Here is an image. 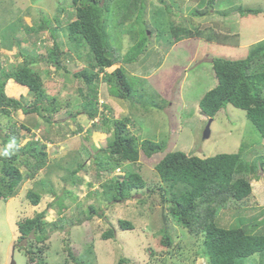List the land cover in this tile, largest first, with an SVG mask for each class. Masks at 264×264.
<instances>
[{
    "label": "rangeland",
    "instance_id": "rangeland-1",
    "mask_svg": "<svg viewBox=\"0 0 264 264\" xmlns=\"http://www.w3.org/2000/svg\"><path fill=\"white\" fill-rule=\"evenodd\" d=\"M206 1L147 0L146 10L137 17H130L125 10H113L116 1L109 6L107 31L112 35L111 45L119 50L123 68L133 80V91L125 99H111L106 84L99 82L98 103L102 102L99 108H108L106 114L109 118L128 117V127L140 141L150 140L160 144L162 152L155 155V159L176 151L200 158L241 151L247 161L264 156V139L243 110L227 105L211 119L205 117L199 108L202 96L217 83L212 66L207 62L209 57H244L250 45L264 38V0H216L211 9ZM238 5L258 9L260 13L244 17L236 12L228 17L216 13ZM71 7V0H0L2 67H17L23 60L19 52L27 48L25 52L30 58L34 55L38 58V63L32 68L41 74L48 96H56L61 102L60 111L53 117L55 124L52 125L45 124L36 115L24 116L20 111L11 112L10 117L0 115V126L4 128V133L10 132L7 127L10 122L15 123L16 131L20 134V146L27 141L44 144L48 164L59 166L50 168L48 176L38 174L34 179L24 181L14 197L0 200V264H11V261L14 264H28L22 247L29 246L31 241L18 242L15 223L41 212H46L44 221L49 224L50 231L45 242L47 249L41 255L46 264H74L68 257L66 247L84 264H117L122 258L129 260V264H205L204 257L196 255L197 251H202L201 237L190 236L169 216L166 220L163 218L165 210L158 195L161 183L154 171L153 159L141 156L138 162L126 164L121 170L108 175L122 177L127 172H139L146 181L147 188L134 191L129 200L120 203L107 201L101 195V183L105 177L96 180L90 157L85 160L87 170L79 172L81 184L71 187L69 183L61 181L68 164L83 159L86 152L95 153L106 144L107 138L105 134L91 129L92 121L84 114L75 118L69 114L80 106L75 99L79 88L86 92L84 84L40 59V56H45L46 48L52 45L49 31L56 27L54 19L57 11L71 12ZM205 9L210 11L198 16V12ZM59 18L61 24L57 27V40L63 43L70 56L64 62L69 70L82 68L83 63L76 62L73 51L67 47V37L62 30L67 23L66 15ZM119 20L123 24L118 25ZM42 23L47 25L48 30L37 31ZM191 23L201 28L212 27L215 32L229 38L222 42L195 38L176 43L178 28H190ZM80 51L83 53L85 47ZM138 52L137 60L128 63V59H133ZM22 96L26 100L31 98L26 88L13 98ZM209 119V136L203 139ZM31 120L32 123L36 122V126L30 124ZM97 121L96 118L94 122ZM58 122L60 124H56ZM22 125L30 127V131L26 132ZM78 128H81L79 132H85L79 134ZM1 151L0 140V154ZM21 170L24 168L21 167ZM260 176L251 181L253 197L248 205L240 204L236 207L238 211L229 205L221 213L223 227H228L236 217L246 226L264 217V174ZM38 181L39 184H36ZM62 189L71 190V194ZM28 190L41 192L36 206L27 199ZM48 191H53L54 195H49ZM56 195L58 198L54 204ZM49 204L54 207L49 208ZM56 204L65 205L61 218L74 222L71 226L60 221ZM90 205L97 209V214L85 221ZM251 205L254 208H246ZM99 213H102L101 216H98ZM119 220L130 222L133 229L121 230L117 225ZM53 223L55 226L52 228ZM164 225L173 240L169 249L159 244ZM109 229L114 230L113 237L103 238ZM258 260L255 254L243 263L259 264Z\"/></svg>",
    "mask_w": 264,
    "mask_h": 264
},
{
    "label": "trees",
    "instance_id": "trees-1",
    "mask_svg": "<svg viewBox=\"0 0 264 264\" xmlns=\"http://www.w3.org/2000/svg\"><path fill=\"white\" fill-rule=\"evenodd\" d=\"M113 1H116L113 3L115 7L113 10L128 11L130 17L134 15L137 17V14L146 10L147 5V0H71V12L57 9L54 19L56 27L49 31L52 45L46 48L45 56H40V59L52 65L55 70L71 74L74 79L84 84L86 92L83 93L79 88V98L75 99L80 106L69 114L72 118L84 114L91 121L97 118L98 121L91 124V129L107 136L106 144L95 153L86 152L83 159H79L75 164H68L61 181L69 183L71 187L81 184L82 177L79 176V172L87 170L85 160L90 157L95 168L96 180L100 181L105 177L101 183L103 189L101 195L107 201L120 203L129 200L134 191L147 188L146 181L139 172H127L122 177L108 175L121 170L126 164L138 162L141 156L148 160L153 159V168L161 183L158 186V195L165 210L163 218L166 220L169 216L190 236L201 237L199 239L202 251L196 252L197 257H204L205 264H244L247 258L257 254L259 264H264V217L251 222L248 226L242 225L237 217L228 224V227L221 224V213L229 208V205L237 209L240 204L248 205L251 201L250 198L253 197L251 181L259 179L260 174H264V156L247 161L241 155V151L206 158L176 151L167 152L159 159H155V155L162 152L160 144L150 140L140 141L131 133L128 117L109 118L106 114L108 108L105 106H102L103 109L99 108L101 106L98 103L99 82L105 83L109 95L118 99L127 98L133 91V80L123 68L119 50L111 45L112 35L107 31L110 17L108 10ZM206 2L211 9L216 0ZM200 8L198 4V9ZM209 11L207 9L200 11L198 16H203ZM233 12L244 17L256 15L260 10L238 5L231 10L216 11L223 17H228ZM63 14L67 18L65 28L62 29L67 37V47L73 51L74 60L83 63L82 68L75 70H69L65 64L64 61L70 56L63 48V43L57 40V27L61 24L59 16ZM117 23L123 24L121 20ZM40 30H48L47 25L42 23L37 28V31ZM177 33L176 43L195 38H203L208 42H222L229 38L228 35L215 32L212 27L201 28L193 24L190 28H178ZM82 47H85L83 53L80 51ZM248 48L245 56L238 59L219 57L211 59L217 83L202 96L199 108L205 117L211 119L227 105L243 110L264 139V39ZM25 49L27 48L19 50L23 60L14 69H4L0 62V115L10 117L11 112L20 111L24 116L36 115L45 124L52 125L54 115L60 111L61 102L56 96H48L41 74L32 68V65L38 63V58L35 55L30 58ZM138 55L139 52L127 62L137 60ZM9 80L25 87L31 95L30 100L23 96L18 99L7 96L4 89ZM68 104L70 105V102ZM32 121L30 124L36 126V122ZM7 127L10 129L8 134L4 133L2 131L4 128L0 126L2 201L14 197L24 181L34 179L38 174L50 175V168L55 166L48 164L49 157L44 144L27 141L20 146V134L16 131L15 123L10 122ZM21 128L26 132L30 131V127L26 125H22ZM8 144L12 146L9 147ZM5 151L7 154H4ZM21 167L24 168L23 171ZM62 190L71 194L69 189ZM53 191H48V194H53ZM26 197L31 205L36 206L41 199V192L28 190ZM57 198L58 196L54 197V204ZM254 201L257 204L255 198ZM48 207L53 208L54 205L49 204ZM56 207L60 221L71 226L74 222L61 218L66 209L65 205L56 204ZM77 207L80 210L79 203ZM87 210L88 216L85 221L90 220L93 214H97V209L93 205L88 206ZM45 214L46 212L36 213L31 218L15 223L18 242L31 241L29 246L22 247L28 264L34 262L46 264L41 256L47 249L45 242L50 233L49 224L44 221ZM117 225L121 230L133 229V225L128 221L119 220ZM54 226L55 223L52 228ZM113 235L114 230L109 229L103 234V238H112ZM159 244L166 249L171 248L173 244L165 225L161 231ZM65 249L74 264H84L79 261L78 256L73 255L69 247ZM125 263L129 264V260L122 258L117 262Z\"/></svg>",
    "mask_w": 264,
    "mask_h": 264
},
{
    "label": "crops",
    "instance_id": "crops-1",
    "mask_svg": "<svg viewBox=\"0 0 264 264\" xmlns=\"http://www.w3.org/2000/svg\"><path fill=\"white\" fill-rule=\"evenodd\" d=\"M261 40V39H260ZM187 41H189V39H186V40H182V41H179V43H183V42H187ZM178 43V42H177ZM208 56V55H207ZM209 57V56H208ZM210 59H209V61H207V62H209V65H211V57H209ZM6 88H9V89H6ZM20 88L22 89V90H20ZM25 88L23 87L22 88V86H20V85H17V84H15V83H13L12 82V80H9L7 83H6V86H5V93H6V95L8 96V94H7V92L9 93V94H12L13 95V97L14 96H16L17 94H20L21 93V91H23ZM7 91V92H6ZM99 95V94H98ZM110 96V95H109ZM110 98L112 99L113 97L112 96H110ZM101 109V108H100ZM72 118V117H71ZM55 121V120H54ZM94 121H92V123H93ZM80 129L81 128H78L77 129V131L79 132L80 131ZM82 132H85V130L84 131H82ZM82 132H79V134H81ZM101 134H103V133H101ZM252 193H253V191H252Z\"/></svg>",
    "mask_w": 264,
    "mask_h": 264
},
{
    "label": "water",
    "instance_id": "water-1",
    "mask_svg": "<svg viewBox=\"0 0 264 264\" xmlns=\"http://www.w3.org/2000/svg\"><path fill=\"white\" fill-rule=\"evenodd\" d=\"M210 123H211V119H209L208 124H207V126L203 132V139H207L209 136V125H210ZM163 221H164V219H163ZM11 264H14V262L11 261Z\"/></svg>",
    "mask_w": 264,
    "mask_h": 264
},
{
    "label": "clouds",
    "instance_id": "clouds-1",
    "mask_svg": "<svg viewBox=\"0 0 264 264\" xmlns=\"http://www.w3.org/2000/svg\"><path fill=\"white\" fill-rule=\"evenodd\" d=\"M264 39V38H263ZM262 40V39H261ZM260 41V40H259ZM258 42V41H257ZM25 88V87H24ZM12 145H9V147H11ZM4 154H7V152L5 151V153Z\"/></svg>",
    "mask_w": 264,
    "mask_h": 264
},
{
    "label": "built area",
    "instance_id": "built-area-1",
    "mask_svg": "<svg viewBox=\"0 0 264 264\" xmlns=\"http://www.w3.org/2000/svg\"><path fill=\"white\" fill-rule=\"evenodd\" d=\"M102 102L100 101V104H101Z\"/></svg>",
    "mask_w": 264,
    "mask_h": 264
}]
</instances>
